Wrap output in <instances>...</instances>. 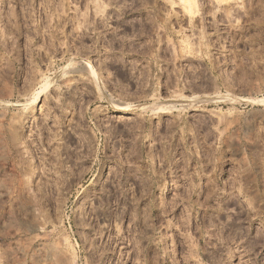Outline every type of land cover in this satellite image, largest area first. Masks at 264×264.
I'll list each match as a JSON object with an SVG mask.
<instances>
[{
  "label": "rangeland",
  "instance_id": "obj_1",
  "mask_svg": "<svg viewBox=\"0 0 264 264\" xmlns=\"http://www.w3.org/2000/svg\"><path fill=\"white\" fill-rule=\"evenodd\" d=\"M198 3L0 0V264H264V0Z\"/></svg>",
  "mask_w": 264,
  "mask_h": 264
},
{
  "label": "bare ground",
  "instance_id": "obj_2",
  "mask_svg": "<svg viewBox=\"0 0 264 264\" xmlns=\"http://www.w3.org/2000/svg\"><path fill=\"white\" fill-rule=\"evenodd\" d=\"M182 1H184L185 2V4H186V8L190 11V10H196V8L198 7V6H200V4L198 3V0H182ZM199 4V5H198ZM99 4H97V6H98ZM101 5V4H100ZM98 6V7H100V8H98V9H101V7L102 6ZM200 8V7H199ZM98 9H96V10H98ZM188 11V12H189ZM191 11V12H192ZM193 11V12H194ZM192 12V13H193ZM195 12H197V11H195ZM194 12V13H195ZM199 13V12H198ZM75 61V60H74ZM81 61L84 63L83 65H84V69H86V70H88L91 74L90 75H92L93 76V78L95 79V80H97L98 81V83H96V84H98L97 86H98V88H99V90H98V88H96L97 90H98V92L100 93V92H105V89L102 87V82H103V80H102V77H101V75H100V72H99V69L93 64V63H91L90 61H88L87 59H85V58H83V59H81ZM73 62V61H72ZM76 63H77V61H76ZM82 65V66H83ZM49 88V83L46 85V87H45V89H48ZM45 89H43V90H41V91H39L38 93H37V95L35 96V100H38L43 94H44V90ZM101 93V94H102ZM105 95H106V93H105ZM104 95V96H105ZM109 95V94H108ZM206 96H208V95H206ZM210 96V95H209ZM105 97H107L108 99H106V100H108V102H110V104L112 105L111 107H113V108H116V109H118L119 110V114H126V113H128L129 111H132V110H135V109H144V110H147V109H152V110H155V111H157V112H159V113H161V112H170L171 110H173V109H176L175 107L178 105H176V104H172L173 103V101H172V103H166V104H162V103H164V102H159V103H152V104H149V103H145V104H131V103H117L115 100L113 101L112 100V98H113V96H105ZM182 97H184V96H182ZM201 97V96H200ZM198 97L197 95H195V96H193V97H191V98H189V97H184L185 98V100L186 101H188V103H190V102H193L192 104H194V105H196V104H198L199 102H202V101H207V100H213V99H217V98H222V97H210V98H203V97ZM158 100H159V98H158ZM171 100H174V99H171ZM184 100V99H183ZM107 102V101H106ZM183 105H185V103L183 104ZM188 104L186 103V106H187ZM190 105V104H189ZM195 107V106H194ZM149 109V110H150ZM143 110V111H144ZM151 110V111H152ZM117 116V115H116Z\"/></svg>",
  "mask_w": 264,
  "mask_h": 264
}]
</instances>
